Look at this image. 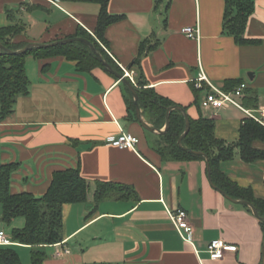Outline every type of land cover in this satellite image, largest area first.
Masks as SVG:
<instances>
[{
	"label": "crops",
	"instance_id": "obj_1",
	"mask_svg": "<svg viewBox=\"0 0 264 264\" xmlns=\"http://www.w3.org/2000/svg\"><path fill=\"white\" fill-rule=\"evenodd\" d=\"M253 1L245 37L260 43L241 46L225 33V0H111L109 12L124 18L106 31L108 52L132 74L133 81L128 79L135 88H154L186 108L189 117L213 120L216 136L236 143L247 115L235 106L204 109L209 87L197 90L194 81L203 74L225 92L246 83L239 103L255 112L264 107V0ZM99 13L96 4L0 0V28L23 23L27 31L16 43L50 44L75 34L79 26L93 34ZM186 27L195 28L198 39L182 33ZM146 40L158 46L145 51L141 67H131ZM26 72L29 95L0 122V164H20L11 192L41 197L54 173L77 168L91 185L86 202L64 206L65 241L46 249L44 264H262L264 230L252 209L212 186L206 161H164L153 147L161 134L127 119V85L117 76L103 69L80 72L76 62L63 57L28 56ZM122 131L139 138L135 150L107 143L109 136ZM254 147L264 151V142ZM221 171L264 199V159L247 163L237 149L232 161L221 163ZM97 181L132 186L138 200L97 205ZM180 209L194 227L192 243L182 239L170 220V213ZM25 225L23 217L9 225L0 220V232L11 240L12 231ZM216 240L234 249L214 261L208 246ZM9 246L22 264H32L29 246ZM58 249L70 254L56 257Z\"/></svg>",
	"mask_w": 264,
	"mask_h": 264
},
{
	"label": "trees",
	"instance_id": "obj_2",
	"mask_svg": "<svg viewBox=\"0 0 264 264\" xmlns=\"http://www.w3.org/2000/svg\"><path fill=\"white\" fill-rule=\"evenodd\" d=\"M57 1L99 5L98 23L93 34L79 26L75 34L62 40L70 38L88 40L116 73L124 75V71L108 52L110 44L106 38V31L109 26L124 18L122 15H113L109 12L111 0ZM225 2V33L234 37L236 43L241 46L259 44V41L245 37L249 17L255 10V2L253 0H225ZM7 13L9 19H12V13L10 11ZM26 31L27 26L23 23L0 28V44L4 47V49H0V122L9 118L14 113L18 100L30 93L31 82L26 72V58L28 56L40 60L63 57L68 61L76 62L79 71L84 73H91L95 69H103L109 72L91 48L81 42L66 43L47 48H34L24 55L12 54V52L22 50L30 44L15 42L16 38L25 34ZM149 43V40L142 43L139 57L131 67L135 65L141 67V60L145 51H151L158 46L157 43L151 47ZM124 87L123 92L128 112L127 119L132 122H139L136 116L134 96L127 86ZM135 89L138 93V104L143 115L155 130H162L167 123L169 108L176 106V104L161 96L154 88ZM184 109L187 112V109ZM189 118L190 131L182 141L185 149L179 145V140L185 133L186 119L179 110H173L170 113V126L165 133L159 135V139L153 145L154 149L164 161L202 160L208 162L212 185L215 189L222 191L234 200L249 202L258 211L260 217L264 218V199L257 198L251 188L241 187L221 171V163L232 161L237 149L240 151L241 158L247 163L264 159V151L254 147L255 142H264V126L251 118H246L241 127L238 141L229 144L216 136L213 120L202 115L197 119ZM189 150L200 152L203 155L192 154ZM19 167L20 164L17 163L0 164V202L2 205L0 220L9 225L16 218H25V227L14 229L11 240L13 243L31 248L32 264H44L48 258L46 249L65 241L64 206L86 202L91 185L82 176L80 168L67 169L54 173L47 193L41 197L31 193L13 194L11 192L12 177ZM95 184L94 199L97 205L109 200H138L137 193L132 186L102 181H97ZM245 207L251 210L248 206ZM259 222L264 230V223L261 220ZM0 264H22V261L15 248L0 246Z\"/></svg>",
	"mask_w": 264,
	"mask_h": 264
},
{
	"label": "built area",
	"instance_id": "obj_3",
	"mask_svg": "<svg viewBox=\"0 0 264 264\" xmlns=\"http://www.w3.org/2000/svg\"><path fill=\"white\" fill-rule=\"evenodd\" d=\"M188 38L198 39L199 33L193 27H186L182 30ZM124 77L129 78L131 81L132 74L123 68ZM205 84L209 87V92L202 100V107L207 110H220L225 107L235 106L242 110L248 118L253 119L255 122L264 126V107L258 112L245 109L238 99L242 98L245 90L247 89V84L242 83L238 87L234 88L230 92H225L215 88L208 80L205 75H201L198 79L194 81V86L197 90L205 89ZM107 143L120 148V149H133L135 150L139 144V138L122 131L119 135H112L107 138ZM170 220L175 226L176 230L186 242L192 243V235L194 233V227L190 221L189 214L185 210H177L170 213ZM12 244L10 238H8L4 231L0 232V246H9ZM58 244L57 246H59ZM234 247L228 246L223 240H216L211 242L208 246V253L210 258L214 261L221 260L224 258L226 251ZM64 254H70L69 250H57L55 256L60 257Z\"/></svg>",
	"mask_w": 264,
	"mask_h": 264
},
{
	"label": "water",
	"instance_id": "obj_4",
	"mask_svg": "<svg viewBox=\"0 0 264 264\" xmlns=\"http://www.w3.org/2000/svg\"><path fill=\"white\" fill-rule=\"evenodd\" d=\"M74 42H81V43L87 44L91 48V50L93 51V53L96 54L97 57L103 62L104 66L108 69V71L110 73L114 74L115 76H117L124 84L127 85V87L130 89V91H131V93H132V95L134 96V99H135L137 119L139 120V122L142 124V126L147 131H150V132H158L160 134L165 133L168 130L169 126H170V113L173 110H179L180 112H182L184 114V116H185V119H186V130H185V133L180 137L179 145L183 149H185L183 147V145H182V141L185 138V136L189 133L190 127H191L190 118L187 115V112L185 111V109L182 108L181 106H174V107L169 108V110L167 112V123H166L165 130H155L154 128L150 127L142 119L141 109H140L139 104H138V93H137V91L135 89V86L132 84V82L128 78L124 77L121 74L116 73L111 68V66L103 60L102 56L99 54V52L97 51V49L95 48V46L91 42H89L88 40L83 39V38H70V39H65V40H59V41H56V42H53V43H50V44H36V43H31V44L27 45L25 48H23L22 50H19V51H16V52H12V54H15V55H24V54H26L27 52H29L30 50H32L34 48L54 47V46H57V45H62V44H66V43H74ZM0 49H4V47L1 44H0ZM189 152L192 153V154H195V155H203L200 152H195V151H191V150H189ZM207 171H208V178H209V180H210V182L212 184L211 170H210V166H209V163L208 162H207ZM219 192H221L226 198H228L230 201H232L234 203H239L241 205L250 207L252 209L255 217L258 218L259 220H261L264 223V218H261L260 217L258 211L249 202H247V201H237V200H234V199L228 197L222 191L219 190ZM262 264H264V244H263V249H262Z\"/></svg>",
	"mask_w": 264,
	"mask_h": 264
}]
</instances>
